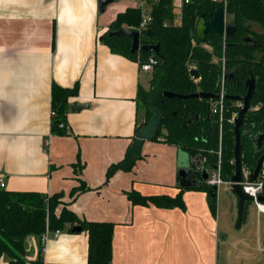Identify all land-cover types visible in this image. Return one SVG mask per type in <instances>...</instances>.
Instances as JSON below:
<instances>
[{"label": "crops", "instance_id": "obj_1", "mask_svg": "<svg viewBox=\"0 0 264 264\" xmlns=\"http://www.w3.org/2000/svg\"><path fill=\"white\" fill-rule=\"evenodd\" d=\"M129 7L135 2L118 1L101 12L99 0H0L3 189L61 193L59 211L67 206L81 221L113 223L111 264H264V212L249 202L238 227L239 198L229 193V182L221 185L225 201L218 187L216 214L201 190L183 191L185 208L150 200L181 193L178 158L185 155L177 146L146 139L134 168L108 177L137 136L138 91L151 81L138 61L101 39ZM53 83H78L70 106L89 104L79 112L69 106L66 135L51 134ZM83 183L88 188L73 195ZM132 190L147 203L130 200ZM68 229L49 234L45 264H88L87 231ZM26 242L27 258H37L39 236Z\"/></svg>", "mask_w": 264, "mask_h": 264}, {"label": "trees", "instance_id": "obj_2", "mask_svg": "<svg viewBox=\"0 0 264 264\" xmlns=\"http://www.w3.org/2000/svg\"><path fill=\"white\" fill-rule=\"evenodd\" d=\"M263 2L264 0H228L227 13L232 16L230 24L237 27L236 33L230 37L211 33L206 43L197 39L195 26L200 15L214 12L218 3L214 0H191L184 3L181 8L182 19L176 23L174 0L153 3V20L142 34L141 42L160 43V55L146 51L132 53L131 38L109 36L110 30L138 27L141 23L142 11L138 7H129L118 13L103 36V42L111 51L135 61H145L151 54L159 58V64L153 71L150 89L140 87L138 91V107L143 103L150 113L149 117L157 120V125L148 137L140 136L139 128H136L138 137L129 145L125 158L109 168L108 177L120 169L131 171L137 161L143 158V144L149 139L175 145L191 159L201 160L204 166L219 165L222 179L229 182L235 172L234 119L242 102L226 99L221 119L211 108V103L216 99H169L163 92L170 90L192 94L204 91L221 94L224 91L226 95H244L247 92V80L252 76L256 78V90L242 127V160L244 169L250 172L255 169L258 159L264 153V149L260 151L259 145L253 139L264 134ZM166 21L170 25L165 26ZM253 24H258L261 30L254 28ZM149 31L152 33L149 34ZM247 37L251 40H246ZM207 46L213 49L210 50ZM215 56L218 61L214 60ZM193 68L198 70L199 78L191 75ZM78 90V83L73 88L53 83L52 109L56 111V115L51 120V134L68 133L69 100ZM61 123L65 127H60ZM194 174L200 177L199 170ZM259 178L264 183V168ZM87 188L83 183L72 193L75 195ZM211 188L213 187L202 182L198 186L182 187L177 197L161 195L152 196L150 200L161 207L185 208L183 191L201 190L208 193L210 208L216 214L217 195L209 193ZM127 195L138 204H145L148 200L135 190L127 192ZM62 203L61 193L49 196L36 191L0 189V258L6 255L9 258L8 264H45L42 243L37 258H27L28 237L39 236L41 242L46 230H62L69 224V232H75L73 227L81 225L88 233V264H111L113 223L81 221L67 206L59 211L58 206Z\"/></svg>", "mask_w": 264, "mask_h": 264}, {"label": "water", "instance_id": "obj_3", "mask_svg": "<svg viewBox=\"0 0 264 264\" xmlns=\"http://www.w3.org/2000/svg\"><path fill=\"white\" fill-rule=\"evenodd\" d=\"M119 0H99V9L101 12L106 11V8ZM264 8V2L262 3ZM237 31V27L232 24H228L226 22V10L224 7L219 6L214 12L206 14L203 13L197 20L195 26V34L199 41L206 43L209 41V35L211 33H216L221 36L230 37L234 35ZM152 32L149 31V34ZM109 36H127L132 39V48L131 52L135 53L138 51H146V52H154L157 55H160V43H151V44H143L141 42L140 33L137 30L124 27L116 30H110L108 32ZM103 39V37L101 38ZM246 40L250 41L251 38L247 37ZM191 75L195 78H199L200 74L197 69L193 68L191 70ZM256 90V78L252 76L250 79L247 80V92L244 95H225V99H230L238 102H242V106L234 119V134H235V172L231 177L230 184L232 191L237 197L239 198V206H238V222L237 226L240 227L242 225L245 213L246 204L252 202L254 199L244 190V167H243V160H242V127L245 123V117L247 112L251 109V101L255 94ZM164 96L172 99V98H179V99H190V98H207V99H219L220 95L215 93H209L200 91L197 93L192 94H181L170 90H164ZM88 103H81L78 104L73 102L70 106L73 112H79L84 108H88ZM175 114H177L175 112ZM248 130V129H247ZM254 141L259 145V150L263 151L264 147V134L260 135L259 137H254ZM185 155V157H181L179 160V169L177 172V182L180 187L188 188L193 186H198L202 182H206L212 171L218 170V165H209L204 166L201 160L197 158L191 159L187 153L183 152L180 154ZM183 159V162L181 161ZM189 159V162L186 160ZM186 162V163H185ZM264 168V153L258 159L257 165L253 171L250 172L248 177V182L253 183L255 182L261 171ZM196 170L200 171V178H194V172ZM218 187L213 186L209 190L211 195H217ZM258 201L264 203V195L259 194ZM83 227L81 225H75L73 227V231L81 232ZM28 240V239H27Z\"/></svg>", "mask_w": 264, "mask_h": 264}, {"label": "built area", "instance_id": "obj_4", "mask_svg": "<svg viewBox=\"0 0 264 264\" xmlns=\"http://www.w3.org/2000/svg\"><path fill=\"white\" fill-rule=\"evenodd\" d=\"M136 7L140 8L142 11V20L141 23L138 27H128L134 30H137L140 33V36H142V34L149 28L150 23L153 20V16L151 13L152 10V5L153 3H157L160 0H134ZM191 0H181V5H183L184 3H189ZM216 3H218V7L222 6L224 7V9L226 10V14H227V3L228 0H214ZM176 18V17H175ZM182 19V15L180 14L179 17H177V21L175 20L174 23L176 22H180ZM165 26L170 25V22L166 21L164 22ZM225 37V36H224ZM140 68L142 71L145 72H152L155 67L159 64V58L155 55V54H151L150 56H148V58L145 61H138ZM220 95L219 99H216L215 101H213L211 103V108L214 114H219L221 116V119L223 117V112L225 109V92L222 91ZM242 106V104H241ZM52 117L56 115V111L52 109ZM60 127H65L64 123L60 124ZM250 171L244 169V177H245V182H244V190L246 193H248L250 196L253 197V202L257 205L258 209L262 212H264V203L259 202L258 201V196L259 194H262V190H263V180L261 178L258 177V179L253 182L250 183L248 182V177H249ZM223 183H226V181H224L221 177V173H220V166L218 165V170L212 171L210 174L209 179L206 181V184L210 185V186H217L220 187ZM230 183V181H229ZM5 187V182L4 179H0V189H3ZM51 233L50 230H46L45 233H43L42 237H41V243L43 246V252H44V244L46 242V240L49 237V234ZM60 233V229H57L54 231V234L57 235Z\"/></svg>", "mask_w": 264, "mask_h": 264}, {"label": "rangeland", "instance_id": "obj_5", "mask_svg": "<svg viewBox=\"0 0 264 264\" xmlns=\"http://www.w3.org/2000/svg\"><path fill=\"white\" fill-rule=\"evenodd\" d=\"M119 1H125V2H130V3L135 2L134 0H119ZM117 2L118 1L113 2V3H117ZM174 11L178 15L181 13V0H174ZM228 19H231V16L229 14H226V22L228 24H230L231 21H229ZM255 25H257L256 29L261 30V28L258 24H255ZM141 37H143V36H141ZM207 47L210 50L213 49L211 46H207ZM214 60L218 61L219 59H218V57L215 56ZM153 71L146 74L148 77L151 76V79L153 77ZM150 87H151V81L149 82V85L146 88V90H149ZM149 115H150L149 111L147 110L146 106L143 105V103H142L140 105V108H139V119H138L139 135L142 137H148L151 133L154 132V129L156 128V125H157V120H155L154 117H149ZM178 151H179V153H182L181 149H179ZM179 159H181V157L178 158V161H179ZM181 161L183 162V159ZM186 162H189V159L186 160ZM194 177L198 178V179L200 178L198 175H194ZM219 193H220L221 200L225 201V199H227V197H228V194H227V190L225 191L224 186L219 187ZM229 193H233V192L230 190ZM237 222H238V220H237ZM7 262H9V261H8V257L6 255H4L3 257L0 258V264H7Z\"/></svg>", "mask_w": 264, "mask_h": 264}, {"label": "flooded vegetation", "instance_id": "obj_6", "mask_svg": "<svg viewBox=\"0 0 264 264\" xmlns=\"http://www.w3.org/2000/svg\"><path fill=\"white\" fill-rule=\"evenodd\" d=\"M262 135V134H261ZM195 178V177H194Z\"/></svg>", "mask_w": 264, "mask_h": 264}]
</instances>
